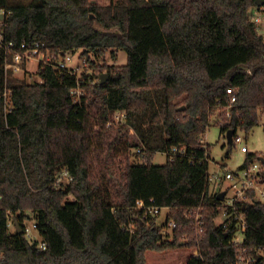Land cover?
Listing matches in <instances>:
<instances>
[{"label":"trees","instance_id":"16d2710c","mask_svg":"<svg viewBox=\"0 0 264 264\" xmlns=\"http://www.w3.org/2000/svg\"><path fill=\"white\" fill-rule=\"evenodd\" d=\"M257 1L0 0L5 41L17 47L42 40L52 51L128 54L125 64L105 66V83L89 85L94 75L85 74L87 93L76 103L75 75L40 63L39 81L9 79L0 47V264H240L243 248L264 249V201L247 203L243 242H233V227L216 225L211 144L202 145L213 123L226 136L232 129L229 157L239 130L248 134L264 116V36L251 19ZM218 107L229 109L211 121ZM116 110L127 120L108 126ZM172 147L185 152L153 162ZM63 168L73 182L56 186ZM138 200L170 207L180 222L185 208L207 202L208 231L187 239L181 229L163 233L164 223L135 208ZM26 210L46 247L27 237ZM15 213L22 232L10 231Z\"/></svg>","mask_w":264,"mask_h":264},{"label":"built area","instance_id":"2783aa9c","mask_svg":"<svg viewBox=\"0 0 264 264\" xmlns=\"http://www.w3.org/2000/svg\"><path fill=\"white\" fill-rule=\"evenodd\" d=\"M6 9L0 7V47H4L9 55L6 62L7 72L13 70H22L23 64L30 61L31 59L38 60L40 63L46 65H51L55 69L61 71L62 73H69L77 77V85L72 88L71 92L76 103H80L83 96L86 95L87 90L82 84V79L85 78V74H93L92 71H87V73H79L82 66H89V59L87 56H82V53L77 50H60L52 51L42 40H35L31 43L23 41L18 47L13 41L6 42L5 34L2 28L4 18L6 16ZM252 21L256 24L258 31L264 36V6L256 7L255 11L251 15ZM91 50H88V52ZM79 52L78 61L74 62V56ZM73 63V65H71ZM97 78V77H96ZM92 78L88 80L89 85L101 82V78L95 80ZM227 93L230 96V104L237 101L236 90L234 88H228ZM11 89L6 88L3 96L5 97V102L10 105L11 99ZM220 108V107H218ZM223 108V107H221ZM217 109V108H216ZM228 110L229 107H224L221 113H218L216 117L212 118L211 121H216L224 111ZM214 111V110H213ZM127 120L126 110H116L113 113L112 119L109 120L108 126L115 123H123ZM205 137V136H204ZM243 139L237 133L234 136V142H241ZM208 143H206L205 138L202 139L203 147L207 148ZM136 153L142 151L141 147L134 149ZM241 151L244 153H249L248 146L242 145ZM185 149L179 147H172L168 154L174 156L178 153H184ZM139 160L142 157H138ZM210 173V172H209ZM74 177L68 168H63L57 176L56 182L60 184L61 182H67L70 184ZM210 181V194L217 195L222 191H226L223 200H220L221 207L218 215L215 218L216 225H222L225 228H234L233 242L241 243L244 241L245 228L247 225L245 207L247 203H254L257 201H264V162L260 158L259 160H245V162L239 167L238 170L226 169L222 172H216L209 174ZM212 185L214 188L212 189ZM153 201V199H152ZM136 209L144 210V217L155 218L161 216L164 208L167 209L163 224V233H166L171 229H181L186 231L188 228L193 230L195 235L202 238L208 231V219L206 216V210H208V203L204 202L198 206L185 208L183 211V221L180 222L175 218H170L169 213L172 211L170 207H162L154 203H147L144 200H138L136 202ZM221 218V219H220ZM37 226V224H36ZM30 233L29 226H26V232ZM188 235L184 237L187 239ZM41 246L46 247L43 242ZM264 255V249L256 250L255 252L248 253L246 248H243L240 252L238 262L240 264H254V262Z\"/></svg>","mask_w":264,"mask_h":264},{"label":"rangeland","instance_id":"374dc122","mask_svg":"<svg viewBox=\"0 0 264 264\" xmlns=\"http://www.w3.org/2000/svg\"><path fill=\"white\" fill-rule=\"evenodd\" d=\"M20 2H31L33 0H15ZM94 2L100 4V5H107L111 2V0H93ZM117 1V0H116ZM256 7L251 8L252 13L255 11ZM79 52L82 53V56H87L89 59V66L85 65L82 66L79 70V73L81 71L83 73H87V71H92V75H94L93 78L100 79L103 74L108 73V68L105 67L106 65H123L128 60V54L124 50H116L114 52L112 49L107 50L105 53H101L99 51L98 54H96L93 50L86 51L84 48H79ZM79 52L76 53L74 56V62L78 61V55ZM73 63L71 65H73ZM22 70H13L8 72V78L17 80H26V81H39L40 75L38 74L39 71V62L38 60L31 59L28 62H25L23 64ZM109 74V73H108ZM94 85V84H93ZM223 111V108H217L213 111L212 118L216 117L218 113H221ZM113 113L110 115V119L113 117ZM118 124V123H115ZM239 135L242 137L241 142H236L234 147L232 148L231 155L228 157L226 154L227 148H228V139L225 134L221 132V126L217 123H213L209 129L207 130V133L205 134V141L206 143L211 144V160H210V166H209V172L211 174L216 172H222L224 168L226 169H233L238 170L239 167L245 162L247 153H244L241 151L242 145H247L249 148L250 153H255L256 157L254 160H259L261 157H264V116L261 117L260 123L255 126V128L250 131L248 134L242 130H239ZM226 145V147H223V145ZM134 149L131 150V158H133L132 154H134ZM167 161V154L165 151H158L155 153L153 162L155 164H163ZM57 180V179H56ZM73 182V181H72ZM67 185L68 183L61 182L58 184L55 181L56 186L61 185ZM214 188V185H212V189ZM20 212V211H19ZM25 213L29 215L28 218L24 221L26 226L30 228V233L27 231V237L31 240H39L40 243H42V236L40 235L37 226H36V216L35 213L32 210H26ZM167 213V209H163L161 216L158 217L156 220L158 221V224H163L165 215ZM18 213L11 214L9 217V227L11 232H16V223L15 219L17 217ZM221 219V218H220ZM161 222V223H159ZM163 228V227H162ZM161 228V229H162ZM163 230V229H162ZM169 229V233L173 234V231ZM191 229H187L186 231L181 232V237H185L186 235L189 236V232ZM167 232V233H168ZM188 238V237H187Z\"/></svg>","mask_w":264,"mask_h":264},{"label":"water","instance_id":"95a60500","mask_svg":"<svg viewBox=\"0 0 264 264\" xmlns=\"http://www.w3.org/2000/svg\"><path fill=\"white\" fill-rule=\"evenodd\" d=\"M257 2H258V4H259L260 6L264 4V1H262V0H258ZM92 17H93V15H92ZM108 78H109V74H108V73L103 74L102 77H101V82H102V83H105V82L108 80ZM183 108H184V107H183ZM233 135H234V130L231 129V130H229V131L227 132V139H228V141H232V140H233ZM261 159H262L263 162H264V157H261ZM225 194H226V191H222L221 193H219V194H218V199H219V200H223ZM15 223H16V229H17L18 231H21V232H22L23 229L21 228L19 222L16 220Z\"/></svg>","mask_w":264,"mask_h":264},{"label":"bare ground","instance_id":"6f19581e","mask_svg":"<svg viewBox=\"0 0 264 264\" xmlns=\"http://www.w3.org/2000/svg\"><path fill=\"white\" fill-rule=\"evenodd\" d=\"M165 209H166V208H165ZM172 212H173V211H172ZM171 214H172V213H171ZM172 216H173V215H172ZM172 216H171V217H172ZM173 218H175V217H173ZM157 220H158V219H157ZM157 222H158V221H157ZM157 222H156V223H157ZM159 223H161V222H159ZM159 225L161 226V224H159ZM160 229H161V228H160ZM170 231H171V230H170ZM174 233H175V232H174Z\"/></svg>","mask_w":264,"mask_h":264}]
</instances>
